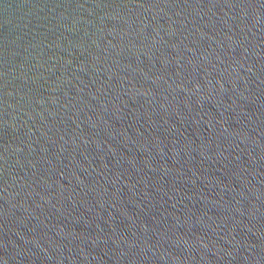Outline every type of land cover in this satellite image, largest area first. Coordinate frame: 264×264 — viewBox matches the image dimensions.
<instances>
[{
    "label": "water",
    "instance_id": "95a60500",
    "mask_svg": "<svg viewBox=\"0 0 264 264\" xmlns=\"http://www.w3.org/2000/svg\"><path fill=\"white\" fill-rule=\"evenodd\" d=\"M0 264H264V0H0Z\"/></svg>",
    "mask_w": 264,
    "mask_h": 264
}]
</instances>
